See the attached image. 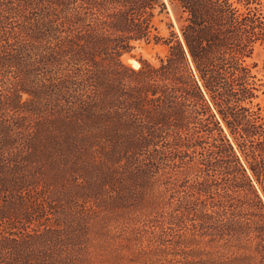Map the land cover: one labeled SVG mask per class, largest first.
Here are the masks:
<instances>
[{
  "label": "trees",
  "instance_id": "16d2710c",
  "mask_svg": "<svg viewBox=\"0 0 264 264\" xmlns=\"http://www.w3.org/2000/svg\"><path fill=\"white\" fill-rule=\"evenodd\" d=\"M259 47L264 0H0V264H264Z\"/></svg>",
  "mask_w": 264,
  "mask_h": 264
},
{
  "label": "rangeland",
  "instance_id": "374dc122",
  "mask_svg": "<svg viewBox=\"0 0 264 264\" xmlns=\"http://www.w3.org/2000/svg\"><path fill=\"white\" fill-rule=\"evenodd\" d=\"M166 11L167 16L161 15L156 19V25L160 33L164 36L168 35L167 24L169 22L172 23L174 30L177 31V23L175 20V7L166 3ZM164 54L165 50L162 46L154 45L152 43H140L136 45L134 51L131 53V56L125 55L123 56L122 60L131 67L133 66L130 64V61H135L136 63H138L137 59L139 58H142L143 60H146L151 64H157L158 58L163 57ZM249 63H253L255 65L254 72L256 74V77L264 86V47L257 48V50L252 56V59L249 60ZM262 90H264V88H262ZM256 103L259 105L264 116V93L259 94ZM258 192L264 203V192H262L260 189H258Z\"/></svg>",
  "mask_w": 264,
  "mask_h": 264
},
{
  "label": "bare ground",
  "instance_id": "6f19581e",
  "mask_svg": "<svg viewBox=\"0 0 264 264\" xmlns=\"http://www.w3.org/2000/svg\"><path fill=\"white\" fill-rule=\"evenodd\" d=\"M130 64H131L134 68H138V67H139L138 63H136L135 61H130Z\"/></svg>",
  "mask_w": 264,
  "mask_h": 264
}]
</instances>
